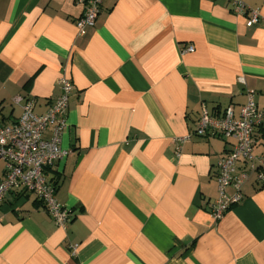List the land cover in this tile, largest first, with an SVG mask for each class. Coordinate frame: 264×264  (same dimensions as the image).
I'll use <instances>...</instances> for the list:
<instances>
[{
	"label": "crops",
	"instance_id": "0c3cea01",
	"mask_svg": "<svg viewBox=\"0 0 264 264\" xmlns=\"http://www.w3.org/2000/svg\"><path fill=\"white\" fill-rule=\"evenodd\" d=\"M245 2L262 18L251 28L226 0H101L78 35L76 0H0V125L26 100L44 114L60 78L72 87L68 153L45 170L71 219L59 227L34 195L8 193L0 264H264L263 183L252 176L214 221L216 164L231 142L174 144L203 108L238 116L248 93L264 114V0ZM252 153L264 174V119Z\"/></svg>",
	"mask_w": 264,
	"mask_h": 264
},
{
	"label": "built area",
	"instance_id": "2783aa9c",
	"mask_svg": "<svg viewBox=\"0 0 264 264\" xmlns=\"http://www.w3.org/2000/svg\"><path fill=\"white\" fill-rule=\"evenodd\" d=\"M84 7L82 15L75 20L78 35L95 25L101 0H76ZM234 16L245 19V26L251 28L261 20L258 9L250 8L245 0H226ZM181 54L193 52L189 47ZM60 96L48 110L37 115L33 112V100L21 104L20 117L10 125H0V160L5 164L4 176L0 180V207L5 196L13 191L29 193L38 199L46 212L59 227H64L71 219V212L61 206L55 198V188L46 178L45 170L66 157L68 151L60 146V138L65 128V114L71 83L66 78L59 79ZM19 99L14 102L18 103ZM264 119L253 101L252 93L247 94L246 103L241 106L238 116L227 107L219 114H209L204 108L193 131L183 138L174 139L176 151L191 137H218L231 142V149L216 164L215 180L218 198L211 208V217L219 221L231 206L243 199V187L254 176L264 183V174L258 170L259 158L252 153L254 131ZM231 194H227L228 190ZM72 255L77 246H71Z\"/></svg>",
	"mask_w": 264,
	"mask_h": 264
},
{
	"label": "trees",
	"instance_id": "16d2710c",
	"mask_svg": "<svg viewBox=\"0 0 264 264\" xmlns=\"http://www.w3.org/2000/svg\"><path fill=\"white\" fill-rule=\"evenodd\" d=\"M49 182L54 186V188H56L57 183L55 181L50 180ZM262 188H264V183L262 184Z\"/></svg>",
	"mask_w": 264,
	"mask_h": 264
}]
</instances>
